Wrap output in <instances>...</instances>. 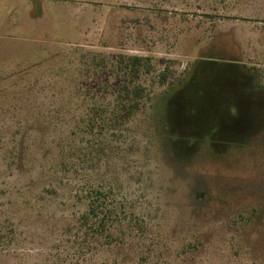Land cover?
<instances>
[{
    "label": "rangeland",
    "instance_id": "374dc122",
    "mask_svg": "<svg viewBox=\"0 0 264 264\" xmlns=\"http://www.w3.org/2000/svg\"><path fill=\"white\" fill-rule=\"evenodd\" d=\"M90 182L138 236L84 243ZM0 264H264V0H0Z\"/></svg>",
    "mask_w": 264,
    "mask_h": 264
},
{
    "label": "trees",
    "instance_id": "16d2710c",
    "mask_svg": "<svg viewBox=\"0 0 264 264\" xmlns=\"http://www.w3.org/2000/svg\"><path fill=\"white\" fill-rule=\"evenodd\" d=\"M127 60L132 66L131 81L130 84L119 88L118 93L121 95L119 103L93 105L84 112L79 122V131L89 135L101 146L103 141L106 144L111 141L113 132L126 124L140 109L142 100L147 96L145 88L132 80L139 78L140 66L144 59L133 56ZM83 190L87 208L77 217L73 227L79 236H83L84 241H93L100 246L111 245L117 240L118 233L115 236V229L120 225L125 226L124 231L139 235L138 229L130 227L132 223L127 221V215L133 216V212L122 210L120 207L122 202L115 203L113 187L90 182ZM123 207L125 208L124 205Z\"/></svg>",
    "mask_w": 264,
    "mask_h": 264
}]
</instances>
